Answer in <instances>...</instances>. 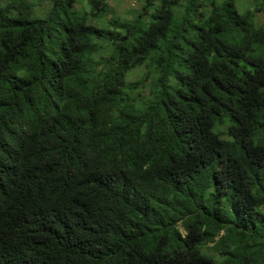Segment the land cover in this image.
Returning <instances> with one entry per match:
<instances>
[{
    "label": "trees",
    "instance_id": "1",
    "mask_svg": "<svg viewBox=\"0 0 264 264\" xmlns=\"http://www.w3.org/2000/svg\"><path fill=\"white\" fill-rule=\"evenodd\" d=\"M121 1L0 0V264H264V0Z\"/></svg>",
    "mask_w": 264,
    "mask_h": 264
},
{
    "label": "rangeland",
    "instance_id": "2",
    "mask_svg": "<svg viewBox=\"0 0 264 264\" xmlns=\"http://www.w3.org/2000/svg\"><path fill=\"white\" fill-rule=\"evenodd\" d=\"M238 8L244 10L246 8L253 9L252 2L253 0H236ZM137 1L136 0H125L121 1L119 3H109V6L111 8V14L113 16H119L123 18H130L129 11L131 9L137 8ZM257 18L260 22L264 21V9L257 13Z\"/></svg>",
    "mask_w": 264,
    "mask_h": 264
}]
</instances>
